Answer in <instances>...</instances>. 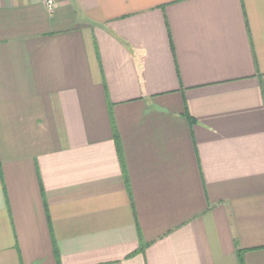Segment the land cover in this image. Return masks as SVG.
Masks as SVG:
<instances>
[{"label": "crops", "instance_id": "crops-1", "mask_svg": "<svg viewBox=\"0 0 264 264\" xmlns=\"http://www.w3.org/2000/svg\"><path fill=\"white\" fill-rule=\"evenodd\" d=\"M55 3L0 0V264H264V0Z\"/></svg>", "mask_w": 264, "mask_h": 264}, {"label": "built area", "instance_id": "built-area-1", "mask_svg": "<svg viewBox=\"0 0 264 264\" xmlns=\"http://www.w3.org/2000/svg\"><path fill=\"white\" fill-rule=\"evenodd\" d=\"M45 1V4L47 6V8L50 10V11H53L54 8H55V0H44Z\"/></svg>", "mask_w": 264, "mask_h": 264}, {"label": "trees", "instance_id": "trees-1", "mask_svg": "<svg viewBox=\"0 0 264 264\" xmlns=\"http://www.w3.org/2000/svg\"><path fill=\"white\" fill-rule=\"evenodd\" d=\"M141 251L143 250V248L142 249H140Z\"/></svg>", "mask_w": 264, "mask_h": 264}]
</instances>
